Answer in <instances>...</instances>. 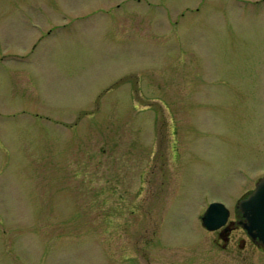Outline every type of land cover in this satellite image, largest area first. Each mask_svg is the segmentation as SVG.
<instances>
[{
    "label": "rangeland",
    "instance_id": "1",
    "mask_svg": "<svg viewBox=\"0 0 264 264\" xmlns=\"http://www.w3.org/2000/svg\"><path fill=\"white\" fill-rule=\"evenodd\" d=\"M263 174L264 0H0V264H264Z\"/></svg>",
    "mask_w": 264,
    "mask_h": 264
},
{
    "label": "water",
    "instance_id": "2",
    "mask_svg": "<svg viewBox=\"0 0 264 264\" xmlns=\"http://www.w3.org/2000/svg\"><path fill=\"white\" fill-rule=\"evenodd\" d=\"M242 212V226L252 238H257L264 248V174L260 176L249 194L237 204ZM229 209L220 201H211L201 216L202 224L210 230L226 223Z\"/></svg>",
    "mask_w": 264,
    "mask_h": 264
},
{
    "label": "flooded vegetation",
    "instance_id": "3",
    "mask_svg": "<svg viewBox=\"0 0 264 264\" xmlns=\"http://www.w3.org/2000/svg\"><path fill=\"white\" fill-rule=\"evenodd\" d=\"M252 189L253 188L248 189L241 197L247 196V194H249V192H251ZM242 220L244 221L242 212L239 208H236L235 217L233 219L228 218L225 224H223L222 226L216 229L211 230L215 232L214 240L216 241V243H220L224 247L234 242L238 243L239 245H245L248 243L257 246L264 251L261 242L257 238H252L243 228L241 223ZM152 239H155L153 235L151 238L150 237L146 238L145 239L146 244L148 245L149 243H154ZM161 249H164V247L161 246Z\"/></svg>",
    "mask_w": 264,
    "mask_h": 264
}]
</instances>
